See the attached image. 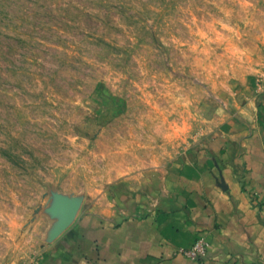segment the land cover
<instances>
[{
    "label": "rangeland",
    "instance_id": "1",
    "mask_svg": "<svg viewBox=\"0 0 264 264\" xmlns=\"http://www.w3.org/2000/svg\"><path fill=\"white\" fill-rule=\"evenodd\" d=\"M263 85L264 0H0V264H44Z\"/></svg>",
    "mask_w": 264,
    "mask_h": 264
},
{
    "label": "crops",
    "instance_id": "2",
    "mask_svg": "<svg viewBox=\"0 0 264 264\" xmlns=\"http://www.w3.org/2000/svg\"><path fill=\"white\" fill-rule=\"evenodd\" d=\"M237 99L200 149L146 171L142 189L119 183L117 208L72 225L44 264H264V85ZM197 238L193 261L179 250Z\"/></svg>",
    "mask_w": 264,
    "mask_h": 264
},
{
    "label": "built area",
    "instance_id": "3",
    "mask_svg": "<svg viewBox=\"0 0 264 264\" xmlns=\"http://www.w3.org/2000/svg\"><path fill=\"white\" fill-rule=\"evenodd\" d=\"M207 243L203 238H197L191 247L180 249L179 252L193 261L202 260L206 254Z\"/></svg>",
    "mask_w": 264,
    "mask_h": 264
}]
</instances>
